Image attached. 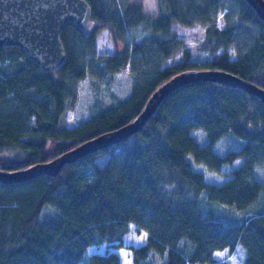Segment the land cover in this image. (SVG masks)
I'll use <instances>...</instances> for the list:
<instances>
[{
	"label": "trees",
	"instance_id": "trees-1",
	"mask_svg": "<svg viewBox=\"0 0 264 264\" xmlns=\"http://www.w3.org/2000/svg\"><path fill=\"white\" fill-rule=\"evenodd\" d=\"M86 1L93 28L66 24L60 70L45 72L21 50L0 49V171L47 162L130 122L157 86L185 70L227 71L264 89V21L245 0L233 1L238 22L257 29L253 43L239 58L203 65L189 62L190 51L176 44L171 24L203 27L200 48L214 55L231 44L233 33V26L217 25L220 0H158L157 14L133 0ZM100 28L117 46L126 44L127 30L140 29L143 37L130 52L141 59L180 52L184 60L163 69L159 63L143 83L142 71L127 99L67 127L73 92L65 73L84 77L82 59L94 55L92 38ZM127 58L122 48L113 60ZM102 64L115 71L106 59ZM228 136L241 146L216 153L213 145ZM263 165L264 104L216 82L182 86L125 141L64 166L55 177L0 184V264H121L112 250L131 231L146 234L144 243L128 246L132 264H229L225 259L237 245L246 252L243 264H264V183L254 171ZM223 167L228 178L220 184L198 170L223 175Z\"/></svg>",
	"mask_w": 264,
	"mask_h": 264
},
{
	"label": "water",
	"instance_id": "water-1",
	"mask_svg": "<svg viewBox=\"0 0 264 264\" xmlns=\"http://www.w3.org/2000/svg\"><path fill=\"white\" fill-rule=\"evenodd\" d=\"M245 1L264 21V0ZM69 22L83 32L93 28L91 7L86 0H0V49H19L43 71H58L66 62L60 34ZM198 82L230 86L253 95L264 104V89L233 73L211 69L185 70L157 86L130 122L88 139L47 162L10 172L0 171V184H20L41 175L55 177L64 166L125 141L148 123L172 92Z\"/></svg>",
	"mask_w": 264,
	"mask_h": 264
},
{
	"label": "rangeland",
	"instance_id": "rangeland-1",
	"mask_svg": "<svg viewBox=\"0 0 264 264\" xmlns=\"http://www.w3.org/2000/svg\"><path fill=\"white\" fill-rule=\"evenodd\" d=\"M141 3L145 12L157 14L158 0H133ZM219 9L216 15L217 25L220 29L233 26V33L231 44L217 49L216 54H211L208 50L200 48V44L204 39V29L199 25L193 27L179 26L177 23L171 24V29L175 33L176 44L187 47L190 51L189 62L192 64L203 65L212 59L220 56L228 59H236L253 43L254 36L257 29L254 25L238 22L237 20V6L233 0H220ZM143 32L140 29L127 30L126 44H119L118 46L111 39L110 33L106 28H100L96 31L92 38L93 53L87 52L82 64L85 70V75L82 79L74 78L70 73H65L68 85L73 92L70 108L65 115V125L67 127H74L102 109L115 105L127 99L133 89V83L139 80L142 71L147 72V75L141 79L142 83L150 78L156 67L161 63L160 69L178 64L184 59L182 53L177 52L172 57L159 60L154 57L153 53H146V58H139V55H134L130 52L132 45L139 42L143 37ZM124 48L128 52V58L125 62H115L113 58L117 53ZM92 51V50H91ZM97 57H100L98 59ZM113 63L115 71L110 72L104 68L102 61ZM203 134V138L198 137L199 143L206 142L204 132L198 129ZM240 143L233 137L228 136L218 140L213 149L216 153L223 154L228 149H238ZM204 175V179L217 184L222 183L228 178L227 167H223V175L207 171L205 168H198ZM255 176L264 183V165L254 170ZM146 240L145 232L131 231L123 237L120 247L112 250L115 252L121 264H132L131 249L128 246H138ZM94 246L89 249L93 252ZM218 254V253H217ZM246 252L241 245H237L233 252L228 255L226 261L229 264H243ZM225 255L218 254V258Z\"/></svg>",
	"mask_w": 264,
	"mask_h": 264
}]
</instances>
